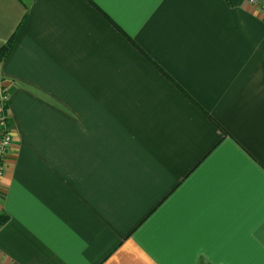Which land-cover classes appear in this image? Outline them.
Listing matches in <instances>:
<instances>
[{
  "label": "crops",
  "instance_id": "0c3cea01",
  "mask_svg": "<svg viewBox=\"0 0 264 264\" xmlns=\"http://www.w3.org/2000/svg\"><path fill=\"white\" fill-rule=\"evenodd\" d=\"M12 143L0 264H264V10L0 0Z\"/></svg>",
  "mask_w": 264,
  "mask_h": 264
},
{
  "label": "built area",
  "instance_id": "2783aa9c",
  "mask_svg": "<svg viewBox=\"0 0 264 264\" xmlns=\"http://www.w3.org/2000/svg\"><path fill=\"white\" fill-rule=\"evenodd\" d=\"M247 2L255 4L264 10V0H247ZM7 100L6 91L0 87V179L5 171L4 168H6L12 143L11 128L7 121V108H4Z\"/></svg>",
  "mask_w": 264,
  "mask_h": 264
},
{
  "label": "trees",
  "instance_id": "16d2710c",
  "mask_svg": "<svg viewBox=\"0 0 264 264\" xmlns=\"http://www.w3.org/2000/svg\"><path fill=\"white\" fill-rule=\"evenodd\" d=\"M228 1V0H226ZM26 14L24 15L23 19L21 20V22L19 23V25L17 26V28H15V31L11 34V36L7 39V41H5V43L0 46V61L4 60L10 53L12 47L14 46V44L16 43V40L18 39V36L21 32V28L24 27V24L26 22ZM4 108H7V104L4 105ZM5 220V216H1L0 217V222H3Z\"/></svg>",
  "mask_w": 264,
  "mask_h": 264
},
{
  "label": "rangeland",
  "instance_id": "374dc122",
  "mask_svg": "<svg viewBox=\"0 0 264 264\" xmlns=\"http://www.w3.org/2000/svg\"><path fill=\"white\" fill-rule=\"evenodd\" d=\"M1 87V86H0ZM2 88V87H1Z\"/></svg>",
  "mask_w": 264,
  "mask_h": 264
}]
</instances>
